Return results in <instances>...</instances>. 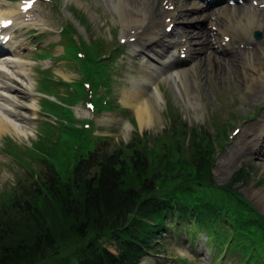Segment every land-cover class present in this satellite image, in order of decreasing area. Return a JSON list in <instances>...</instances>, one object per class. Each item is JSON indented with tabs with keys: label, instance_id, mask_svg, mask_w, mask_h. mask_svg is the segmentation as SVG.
Returning <instances> with one entry per match:
<instances>
[{
	"label": "rangeland",
	"instance_id": "1",
	"mask_svg": "<svg viewBox=\"0 0 264 264\" xmlns=\"http://www.w3.org/2000/svg\"><path fill=\"white\" fill-rule=\"evenodd\" d=\"M22 1L7 0L6 2L17 9ZM170 8L173 9V5ZM115 13L117 12L111 0H38L33 10L27 15L30 14L39 20H35L32 26L18 27L15 31L21 51L19 56L21 60L29 63L26 69L30 72L31 78L29 83L23 79V83L25 86H30L32 90L36 89L35 92L41 91L42 94L33 93L32 95L37 97L39 109L36 112L20 110L21 114L30 118L26 120L25 127L28 137L22 136L18 141V139L10 138V134L7 133L0 136V208L4 209L3 203L9 201L19 181L29 182L33 179L32 176L35 177L43 170V159L50 157L51 162H55L62 168L67 167L69 171L75 163L77 152L84 150L78 145L79 143L72 145L68 123L57 121L42 111L45 108L48 113L64 117L61 115V108L52 106L53 102L41 100L43 94H53L60 98V102L70 101V96L78 97L79 92L74 88H78L81 76V73L79 75L80 63L74 59L65 60L63 56H60L65 53L61 31L69 26L71 34L77 40L81 36L92 46L102 47L101 50L107 53L106 60L113 58L114 55L109 58L108 53H111V49L116 46V58L112 60L114 67L108 75L111 88L109 92L101 93L104 97L110 98L111 103L115 101L116 108L110 111V114L98 111L97 118L103 122L99 123L102 127L94 133L99 134V141H104L109 148L116 146L117 143L130 142L136 136L141 137L140 135L146 131L147 136L136 145L138 148L146 147L150 155L155 157L158 151L157 146L160 147L167 138L166 136L160 140L162 135L168 130L171 131L173 125L186 123V128L189 130L193 128L199 131L204 130L211 135L215 148V159L210 175L211 183L214 182L213 186L221 189V186L231 183L232 192L236 198L232 207L236 210L244 207L250 209V204L253 207V203L258 210L257 214L260 217L264 216V203L257 194V192H264V157L260 154H246L237 158L231 167L225 164L232 149L241 142L243 130L249 129L250 124L255 123L260 117L264 109V94L262 93L259 98L256 93L248 92L241 79L232 81L234 77L225 69L215 71L211 62L213 57L205 55L207 57L204 56L202 63L199 62L197 65L195 61L189 62V56H187L185 58L189 62L187 66L197 65L199 72L201 68L203 69V75L191 69L189 86L186 88L182 83L174 82L168 72L161 67L157 80L153 85H148V90L149 94L153 92L158 82L163 91V99L153 123L141 127L135 109L126 106L122 97L124 90L131 86L132 78L138 76L141 66L154 64V60L149 52L134 51L131 44L135 38L132 35L134 30L125 32L121 19ZM164 19L170 21V17L166 15ZM70 23L73 26L68 25ZM161 27L166 29L168 26L163 23ZM256 32H260L262 36L257 37ZM253 37L251 43L254 45L245 47L238 44L237 47L242 48L243 51L254 50L258 43L262 44L264 41V31L256 30ZM171 38H175V33L166 38V42L172 40ZM65 46L68 47L69 52L66 58H72L76 50L69 47L67 43ZM94 49L95 47H92L91 51L95 53ZM215 54L221 56L217 51ZM228 55L222 54L224 57ZM203 76L206 77L202 80ZM199 83L205 84L203 88L198 87ZM19 88L26 91L25 87L19 86ZM32 96L25 95L26 98L21 101L29 104L33 101ZM39 100L43 108L39 106ZM84 105L83 102L71 105L79 121H82V117L85 116L83 109L87 108ZM35 115L36 118H33ZM131 119L135 126L130 122ZM226 134L228 138L224 139L223 135L226 137ZM252 135L254 131H251ZM11 136L19 137L14 134ZM222 141L226 143L223 145ZM188 143L186 141L183 144L186 146ZM167 144H172V139H168ZM0 213L2 214L3 211ZM249 216V213L242 210L240 219L244 221ZM179 232V239L170 236L171 238H168L164 246L166 250L162 251L158 257H150L149 264H179L180 262L182 264H210L211 262L212 264V261L213 264L243 263L240 251L237 249V247L240 249L239 245L232 246L233 250L226 256H218L214 244L219 251H222L230 248L227 243H221L216 239L210 241L206 234L199 233L192 247L186 239L185 229L181 227ZM245 244H242L243 249ZM111 245L114 247L113 244ZM215 255L217 258L213 260Z\"/></svg>",
	"mask_w": 264,
	"mask_h": 264
},
{
	"label": "trees",
	"instance_id": "2",
	"mask_svg": "<svg viewBox=\"0 0 264 264\" xmlns=\"http://www.w3.org/2000/svg\"><path fill=\"white\" fill-rule=\"evenodd\" d=\"M165 133L156 158L136 145L145 133L110 148L86 139L69 171L43 159V170L19 181L0 208V264H138L160 252L169 229L193 223L194 232L235 243L244 256L258 250L264 216L251 204L234 209L231 183L222 190L211 183V135L186 123ZM242 210L250 214L244 221Z\"/></svg>",
	"mask_w": 264,
	"mask_h": 264
},
{
	"label": "bare ground",
	"instance_id": "3",
	"mask_svg": "<svg viewBox=\"0 0 264 264\" xmlns=\"http://www.w3.org/2000/svg\"><path fill=\"white\" fill-rule=\"evenodd\" d=\"M111 1L117 12L115 14L123 23L125 32L135 31V47L149 52L155 62L162 65V57L166 56L170 48L175 50L180 48L182 50L180 53L187 52L189 62L195 61L197 65L199 62L202 63L204 56L207 55L213 57L211 62L215 71L225 69L234 77L232 81L241 79L248 92L256 93L259 98L262 93L264 94V41L262 44L258 43L254 50L243 51L242 48L237 47L238 44L245 47L253 44L251 42L254 39V32L264 31V8L260 9L259 6L264 4V0H258L257 6L252 4L244 8L230 5L218 7L222 0L202 5L190 0ZM27 2L28 0L21 2L15 9L5 0H0V23L6 19L13 20L11 27L1 32L13 31L17 26H32L35 20H39L22 10V6ZM167 5L175 7L174 9L166 8ZM201 11L204 13L200 14ZM165 15L171 17L170 22L163 18ZM164 22L167 26L174 25L171 32L163 30L161 25ZM172 33H175V38H171L172 40L166 44L165 38ZM13 38L7 44L12 53L3 56L0 62V136L12 133L27 137L28 132L25 127L28 117L21 114L20 110L36 112L39 108L37 97H33V101L29 104L21 101L26 98L25 95H31L24 89H20L18 85H24L23 79L29 83L31 77L26 69L29 63L14 55L17 41L14 42ZM216 51L221 56H217ZM222 54L229 55L224 57ZM189 62L182 60L179 56L175 58L174 63L163 64V66L174 82L182 83L188 88L191 69L203 75L202 68L199 72L197 65L188 67ZM158 74L159 66L156 63L144 64L138 71V76L132 78L131 86L124 90L123 102L126 106L135 109L141 127L153 123L163 99V91L158 82L153 92L149 94L148 90V85L154 84ZM205 77L203 76L202 80ZM204 85L199 83L198 87L203 88ZM26 89L31 91L29 87ZM251 131H254L252 136ZM241 137V142L232 149V153L226 159L225 164L229 167L237 158L246 154H260L264 157V109L255 123L250 124L249 129L243 130ZM257 194L264 203V192H257ZM142 264L147 263L144 261Z\"/></svg>",
	"mask_w": 264,
	"mask_h": 264
}]
</instances>
